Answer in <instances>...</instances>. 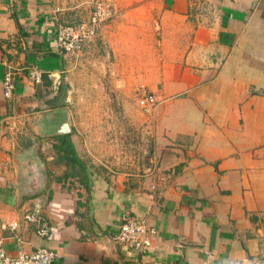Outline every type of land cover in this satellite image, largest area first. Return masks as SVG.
Listing matches in <instances>:
<instances>
[{"label":"crops","instance_id":"crops-1","mask_svg":"<svg viewBox=\"0 0 264 264\" xmlns=\"http://www.w3.org/2000/svg\"><path fill=\"white\" fill-rule=\"evenodd\" d=\"M155 1L131 30L160 98L155 155L127 172L101 166L81 138H17L61 94L66 54L43 55L59 51L46 0H0V242L11 256L46 247L54 264H264V0ZM26 212L49 222L46 239ZM124 212L156 230L148 251L114 243ZM12 221L16 231L2 228Z\"/></svg>","mask_w":264,"mask_h":264},{"label":"rangeland","instance_id":"rangeland-1","mask_svg":"<svg viewBox=\"0 0 264 264\" xmlns=\"http://www.w3.org/2000/svg\"><path fill=\"white\" fill-rule=\"evenodd\" d=\"M98 4L109 6L115 15L78 56L66 55L61 94L50 95L53 99L44 105L46 110L52 108L46 112L67 111L71 132L65 136L81 138L85 153L99 156L101 166L139 172L152 165L155 155V118L153 110L145 113L137 102L139 90L149 92L151 64L142 58L146 50L140 46L139 35L135 34L136 41L131 38V30L138 28L140 20L145 23L156 1L46 0L44 20L53 22L55 28L76 26L86 22ZM156 19L147 22L153 24ZM22 126L20 139L57 137H38L26 124Z\"/></svg>","mask_w":264,"mask_h":264},{"label":"built area","instance_id":"built-area-1","mask_svg":"<svg viewBox=\"0 0 264 264\" xmlns=\"http://www.w3.org/2000/svg\"><path fill=\"white\" fill-rule=\"evenodd\" d=\"M115 15V11L109 6L98 4L88 17L86 22L76 26L58 25L55 29V44L57 49L66 55L78 56L87 42L92 41L99 34L101 27ZM30 77L35 84L42 81L41 74L33 70ZM3 96L11 99L15 90L13 74L7 71L2 79ZM137 102L145 113H150L157 105V99L144 88L139 90ZM25 223L34 227L35 234L46 239L51 231L49 222L39 213L26 212L23 215ZM18 222L2 224L3 229L16 231ZM156 236V230L149 228L144 221L137 220L130 212H124L120 217V225L117 234L113 238L115 244L128 245L139 252H146L152 246V240ZM56 254L46 247L37 248L31 253L19 251L11 256L0 242V264H54Z\"/></svg>","mask_w":264,"mask_h":264},{"label":"water","instance_id":"water-1","mask_svg":"<svg viewBox=\"0 0 264 264\" xmlns=\"http://www.w3.org/2000/svg\"><path fill=\"white\" fill-rule=\"evenodd\" d=\"M56 115L52 120L51 115ZM39 125V128L36 126ZM29 129L38 137H51V136H65L71 132V125L69 117L65 109H57L53 112H43L34 123H28ZM40 129V132L38 130ZM35 170H42L44 172V165L38 162V166L32 167Z\"/></svg>","mask_w":264,"mask_h":264},{"label":"trees","instance_id":"trees-1","mask_svg":"<svg viewBox=\"0 0 264 264\" xmlns=\"http://www.w3.org/2000/svg\"><path fill=\"white\" fill-rule=\"evenodd\" d=\"M61 54L62 52L58 51V52H52V51H47L46 53H44L43 55H47V56H50V57H54V58H57L61 61ZM42 77V80L47 82L48 81V84L46 85V89L47 90H50L51 89V82H49V80L47 79V76L46 75H43L41 76ZM62 87V86H61ZM56 138H69V136H63V137H56ZM55 138H47L46 140L47 141H52L54 140ZM53 147L54 149L56 150V152L59 154L60 152H64L66 153L67 155H73V150H71L69 147L66 146V144H53Z\"/></svg>","mask_w":264,"mask_h":264}]
</instances>
